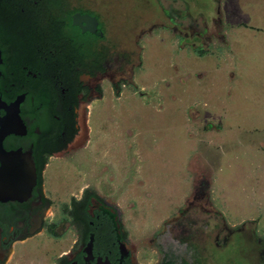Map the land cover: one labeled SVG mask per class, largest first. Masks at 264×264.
Listing matches in <instances>:
<instances>
[{
    "label": "rangeland",
    "instance_id": "rangeland-1",
    "mask_svg": "<svg viewBox=\"0 0 264 264\" xmlns=\"http://www.w3.org/2000/svg\"><path fill=\"white\" fill-rule=\"evenodd\" d=\"M71 1L104 21L120 90L103 81L47 193L59 206L95 187L140 262L195 244L201 264H264V0Z\"/></svg>",
    "mask_w": 264,
    "mask_h": 264
},
{
    "label": "flooded vegetation",
    "instance_id": "flooded-vegetation-1",
    "mask_svg": "<svg viewBox=\"0 0 264 264\" xmlns=\"http://www.w3.org/2000/svg\"><path fill=\"white\" fill-rule=\"evenodd\" d=\"M75 13L97 17V31L75 25ZM106 39L99 14L71 0H0V167L4 151L17 152L30 156L37 172L27 196L0 199V264H168L171 257L175 264H201L195 244L192 259L158 248L155 262L138 261L122 238L120 209L95 187L86 186L59 206L47 193L50 160L89 140L82 115L103 97V81L120 90V62ZM87 188L96 191L87 207L95 230L80 227L72 215L73 201L83 200ZM70 234L68 247L38 243ZM108 234L113 236L107 241Z\"/></svg>",
    "mask_w": 264,
    "mask_h": 264
},
{
    "label": "water",
    "instance_id": "water-1",
    "mask_svg": "<svg viewBox=\"0 0 264 264\" xmlns=\"http://www.w3.org/2000/svg\"><path fill=\"white\" fill-rule=\"evenodd\" d=\"M73 23L81 26L84 32H96L99 20L89 14L75 13ZM1 158L0 199H21L27 196L37 180L34 161L30 156L19 155L17 152L4 151Z\"/></svg>",
    "mask_w": 264,
    "mask_h": 264
},
{
    "label": "trees",
    "instance_id": "trees-1",
    "mask_svg": "<svg viewBox=\"0 0 264 264\" xmlns=\"http://www.w3.org/2000/svg\"><path fill=\"white\" fill-rule=\"evenodd\" d=\"M71 21H72L71 16H68V26L71 25L72 27H74L72 25ZM66 26H67V24H66ZM74 28H76V27H74ZM65 29H66V27L64 28V30ZM60 31H62V28L60 29ZM92 196H96V191L93 188H87L85 190L84 199L83 200H74L73 201V209H72V215L75 219L74 222H76L78 225H80V227L82 226L84 229L89 228V230H95V228L92 225H90V221H92V220L95 221V218H93L87 211V207H89V205L91 204L90 198ZM122 229H123L122 238L126 239L128 236V233H127L126 229L123 228V225H122ZM112 236L113 235L108 234L107 241ZM83 237H84V235H82V238ZM111 242L112 241H110V243ZM191 248H194V247H191ZM169 259H170V261L168 264H175L172 257Z\"/></svg>",
    "mask_w": 264,
    "mask_h": 264
}]
</instances>
